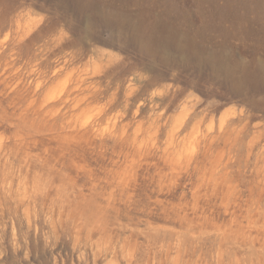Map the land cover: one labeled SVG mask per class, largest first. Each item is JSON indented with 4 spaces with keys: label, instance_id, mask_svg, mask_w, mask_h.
<instances>
[{
    "label": "rangeland",
    "instance_id": "1",
    "mask_svg": "<svg viewBox=\"0 0 264 264\" xmlns=\"http://www.w3.org/2000/svg\"><path fill=\"white\" fill-rule=\"evenodd\" d=\"M0 264H264V0H0Z\"/></svg>",
    "mask_w": 264,
    "mask_h": 264
},
{
    "label": "bare ground",
    "instance_id": "2",
    "mask_svg": "<svg viewBox=\"0 0 264 264\" xmlns=\"http://www.w3.org/2000/svg\"><path fill=\"white\" fill-rule=\"evenodd\" d=\"M100 90L98 89V87H96V86H92V87H88L87 89H86V94L83 96V98H79V99H77V97L76 98H72V99H69V96H70V94H67L64 98H62V99H60V100H55V104H58V105H62V104H65L66 103V101H69V100H71V101H76V103H80L82 100H84V99H86V98H88L89 96H94L95 94H98V95H100ZM102 94V93H101ZM75 104V103H74ZM74 106V105H73ZM59 107H61V106H59ZM68 108V107H67ZM73 108V107H72ZM67 110V109H66ZM63 113V112H62ZM62 115V114H61ZM160 119V118H159ZM153 126L151 127V131L153 130V133H154V136L152 137V139L153 138H157V135H158V133L160 134V131L162 130V127L163 126H160V125H158V123L156 122V121H154L153 123ZM153 133H151V134H153ZM174 131L172 132V134H170L172 137L174 136ZM103 140V139H102ZM105 140V139H104ZM103 140V141H104ZM172 140V139H171ZM101 141V140H100ZM99 141V145H101V144H103V142H100ZM133 141H135V143H137L136 142V140H133ZM120 142H121V140H120ZM98 143V142H97ZM101 143V144H100ZM106 143V142H105ZM135 143H132L131 144V142H130V146L131 147H133L134 149H138V151H140L141 150V147L138 145H136ZM96 144V143H95ZM128 144V143H127ZM98 145V146H99ZM108 145V144H107ZM121 145H122V143H121ZM124 145V144H123ZM126 145V144H125ZM104 146H105V144H104ZM103 146V147H104ZM137 146V147H136ZM99 147H101L102 148V146H99ZM136 147V148H135ZM140 147V148H139ZM144 147V146H143ZM155 147V146H154ZM124 148V147H123ZM146 148V147H145ZM98 149V148H97ZM147 150H149V149H147ZM150 151V150H149ZM153 151V150H152ZM156 151V150H155ZM141 152H143V151H141ZM148 152V151H147ZM164 153V152H163ZM154 154V153H153ZM168 154H170V153H168ZM105 155V154H104ZM147 155H149V154H147ZM118 156V155H117ZM164 156V155H163ZM168 156V155H167ZM103 157V156H102ZM148 157V156H147ZM160 157H162V156H160ZM123 158V157H122ZM121 158V159H122ZM152 158V157H151ZM150 158V159H151ZM163 159H164V157H162ZM169 157H167V159H168ZM173 158V157H172ZM113 159V158H112ZM160 159V158H159ZM163 159H162V161H163ZM170 159V158H169ZM168 159V160H169ZM108 160V159H107ZM125 160V159H124ZM123 160V161H124ZM166 160V158L164 159V161ZM168 160H166L165 161V163L168 161ZM109 161H110V159H109ZM171 161H172V159H171ZM171 161H169V163L171 162ZM111 162V161H110ZM116 165H117V162H115V161H113ZM161 162V161H160ZM160 162H158V163H160ZM173 162V161H172ZM171 162V163H172ZM188 162V161H187ZM153 163V162H152ZM154 163H156V162H154ZM168 162H167V164H169ZM174 163V162H173ZM152 165V164H151ZM154 165V164H153ZM155 165H157V164H155ZM160 167L162 166V164L161 165H159ZM159 166H157V169H158V171H157V169H155L154 168V166H153V169H155V171H157L158 173H156L157 174V176L158 177H160L161 176V174H162V172H163V169H159L158 167ZM163 166H164V162H163ZM169 166H170V164H169ZM172 166H174V164L173 165H171L170 167H172ZM179 166V165H178ZM177 166V167H178ZM151 167V166H150ZM166 167H168V165L166 166ZM165 167V168H166ZM114 169V171H115V168H113ZM168 169H170L169 167H168ZM172 169V168H171ZM113 171V172H114ZM154 171V172H155ZM116 172V171H115ZM150 172V171H149ZM153 172V171H152ZM108 174H109V172H108ZM112 174V173H111ZM154 174V173H153ZM156 174H155V176H156ZM111 176H113V174L111 175ZM115 177V176H114ZM118 178H119V176H118ZM121 180V179H120ZM118 182H119V180H118ZM117 182V183H118ZM122 187V186H121ZM113 188V187H112ZM125 188V187H124ZM114 189V188H113ZM122 189H123V187H122ZM123 190H125V189H123ZM131 190H132V188H131ZM130 190V191H131ZM114 191V190H113ZM126 191V190H125ZM134 191V190H133ZM121 193V192H120ZM127 193V192H126ZM109 194H111V193H109ZM130 194V193H129ZM132 194V193H131ZM122 195V194H121ZM124 195H126L124 192H123V196ZM119 196H120V194H119ZM118 197V196H117ZM124 197H126V196H124ZM131 198V197H130ZM118 199V198H117ZM115 200V199H114ZM124 200V199H123ZM126 201V200H125ZM128 202H129V200H127ZM118 202V201H117ZM129 203H131V202H129ZM106 204H107V202H106ZM127 205H128V203H127ZM127 207V206H126ZM121 208V207H120ZM119 211V210H118ZM118 214V213H117ZM154 241V240H153ZM99 243V242H98ZM154 243V242H153ZM152 243V244H153ZM123 245V244H122ZM98 246H101V245H98ZM161 250V249H160ZM159 250V251H160ZM102 251H100V253H101ZM132 252V251H131ZM164 253V252H163ZM132 255V254H131ZM168 256V255H167ZM167 258V257H166ZM167 260V259H166ZM169 261V260H168Z\"/></svg>",
    "mask_w": 264,
    "mask_h": 264
}]
</instances>
